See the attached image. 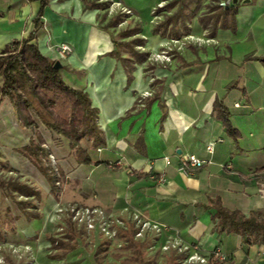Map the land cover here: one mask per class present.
<instances>
[{
  "label": "crops",
  "instance_id": "0c3cea01",
  "mask_svg": "<svg viewBox=\"0 0 264 264\" xmlns=\"http://www.w3.org/2000/svg\"><path fill=\"white\" fill-rule=\"evenodd\" d=\"M112 1L133 11V25L140 27L134 35L151 50L188 33L207 39L183 46L167 64L135 62L128 80L125 66L106 53L117 40L110 29L114 25L101 26L109 19L104 13L111 0L47 1L42 24L34 31L39 49L52 58L58 43L72 46L60 73L68 85L87 92L98 109L101 130L97 144L82 138L91 161L77 162L74 156L72 183L87 187L84 200L130 217L129 223L135 219L153 228L155 242L163 246L197 243L206 254L218 247L225 257L207 264H264V244H248L232 231H215L213 209L203 206L218 198L228 209L246 215L257 211L264 217V62L257 59L264 55V0L224 6L227 19L219 17L214 27L204 26L195 13L177 35L152 31L161 20L155 17L175 8H166L167 0ZM39 6V0H0V52L34 29ZM214 104L226 110L235 136ZM210 142L212 151L207 152ZM185 153L210 162L181 172L177 163ZM116 160L120 164L107 163ZM161 174L165 181H158ZM75 247L61 257L45 255L41 262L88 264V258L65 261ZM180 253L178 264L187 252Z\"/></svg>",
  "mask_w": 264,
  "mask_h": 264
},
{
  "label": "rangeland",
  "instance_id": "374dc122",
  "mask_svg": "<svg viewBox=\"0 0 264 264\" xmlns=\"http://www.w3.org/2000/svg\"><path fill=\"white\" fill-rule=\"evenodd\" d=\"M214 3L212 0H200L195 13H210L208 7ZM107 10L109 14L107 11L104 13L106 19L119 15L118 22L110 29H113L114 38L122 39L117 32L133 25L135 21L133 11L112 0ZM156 12L154 10V13ZM227 12L228 10H220V18L227 16ZM162 17L156 16L155 20ZM225 19L227 17L222 20ZM137 35L127 36L125 39ZM204 37L203 34L199 36L188 33L180 38H167L156 50H151L145 45H135V48L147 52L146 60L149 63L163 65L170 63L175 53L183 46L203 44L207 39ZM54 48L55 46L52 47V51L56 56L52 58L62 62L67 54L60 57ZM37 129L49 152L56 179L54 190L50 189L35 165L17 150L30 137L36 139V136L32 129L17 125L8 100H4L0 107V178L25 182L32 186L35 193L23 196L17 191H12L14 196L12 197L4 195L0 188V264H42L45 255L49 257L60 251L51 245L49 238L61 237L70 231L76 238L77 248L66 254L65 261L70 262L74 257L76 260L88 258V264H138L131 247L118 236L119 230L125 228L131 218L111 214L105 208L84 200L83 195L87 192V187L79 182L73 184L70 179V166L75 164V155L69 154L72 150L67 140L60 135L50 134L41 124ZM81 144H85L84 139ZM16 200L25 201L23 204L30 211L29 216L22 213L20 209L22 204ZM133 220L134 227L137 228L133 238L145 241L144 259L148 264H166L167 257L174 247L165 248L163 243H156L157 235L154 229L143 227L140 221ZM68 239L72 242V239ZM45 240L49 246L41 247L44 246L42 244ZM63 240L67 239L63 237Z\"/></svg>",
  "mask_w": 264,
  "mask_h": 264
},
{
  "label": "trees",
  "instance_id": "16d2710c",
  "mask_svg": "<svg viewBox=\"0 0 264 264\" xmlns=\"http://www.w3.org/2000/svg\"><path fill=\"white\" fill-rule=\"evenodd\" d=\"M39 1V10L33 18L34 29L27 36L12 40L0 52V107L7 99L17 125L33 130L36 139L30 137L17 150L35 165L48 182L50 189L54 190L56 181L53 175L54 170L51 166L48 149L44 146L43 137L37 129L38 125H43L50 134L64 137L69 148L73 151L76 161L84 163H89L91 160L81 144V139L87 137V142L95 144L101 141V130L96 121L98 109L91 104L87 92L82 88L68 85L62 78L60 67H53L54 59L39 49L34 31L42 24L41 16L48 0ZM212 1L215 3L207 7L209 11L215 10V12L198 16L204 26L214 27L220 17V10H227L220 0ZM199 2L200 0H167L165 7L175 8L170 13H165L163 18L153 25L152 31L160 29L162 34L177 35L180 30L187 27V21L195 14ZM89 6L90 4H85L84 7ZM118 19L119 15L111 16L101 26L106 29L115 25ZM139 29L140 27L134 24L118 30L117 35L126 37ZM112 41L113 47L106 53L125 66L129 80L134 63L146 60L147 52L135 48V45H142L144 39L133 36ZM257 59L264 62V55L257 56ZM214 109L219 111V116L228 133L235 136L236 129L230 124L226 110L218 104H214ZM0 188L5 193L4 195L12 197H14L12 191H17L23 196L35 193L31 185L15 179L0 178ZM16 201L22 204L20 206L22 213L29 216L30 211L23 204L25 201ZM203 206L213 209L211 217L215 231H232L238 233L242 240L248 244H264V217L260 212L252 211L246 215L238 209L224 207L218 198L209 199L208 203ZM70 232H65L61 237L49 238L51 245L60 249L57 254H52L51 258L61 257L76 246L75 237ZM136 232L137 228L132 222L127 225V228L120 229L118 236L131 247L133 257L138 264H148L143 256L145 241L133 238ZM63 237L67 240H63ZM68 238L72 239V242H69ZM181 257L180 252L172 249L166 264H178ZM213 264H218V260Z\"/></svg>",
  "mask_w": 264,
  "mask_h": 264
},
{
  "label": "built area",
  "instance_id": "2783aa9c",
  "mask_svg": "<svg viewBox=\"0 0 264 264\" xmlns=\"http://www.w3.org/2000/svg\"><path fill=\"white\" fill-rule=\"evenodd\" d=\"M54 50L57 52V54L60 57H64L66 54L68 55L71 50L72 47L69 43L67 42H60L58 43ZM237 104V103H235ZM212 143H207L205 144V150L207 152H211L212 151ZM165 162L169 163L170 159L169 158H165ZM205 162H210L209 160H204L201 159L199 157H197L194 154L191 153H185L183 155H180L179 157V161L177 163V169L181 172H187V168L189 166H202ZM108 165H118L120 164L119 160H116L114 162H107ZM166 178L165 176H163L162 174L158 176V181L162 182L165 181ZM88 210V209H87ZM90 225V221L88 222ZM143 226V224H142ZM170 245H165V248H168ZM198 244L194 243L192 244L190 247L188 245H179V244H173L172 247H174L177 251L179 252H184L186 251V255L183 258V261L181 264H207L209 262V260L211 259H218V258H224V253L221 252V250L218 247H214L211 251H209L207 254L201 252L198 249ZM190 248H192V250H190Z\"/></svg>",
  "mask_w": 264,
  "mask_h": 264
},
{
  "label": "water",
  "instance_id": "95a60500",
  "mask_svg": "<svg viewBox=\"0 0 264 264\" xmlns=\"http://www.w3.org/2000/svg\"><path fill=\"white\" fill-rule=\"evenodd\" d=\"M236 1H237V0H226V1L223 2V3H224V6H225V7H228V6L232 5V4H233L234 2H236ZM53 67H55V68H59V67H61V62H60L58 59L54 60Z\"/></svg>",
  "mask_w": 264,
  "mask_h": 264
}]
</instances>
